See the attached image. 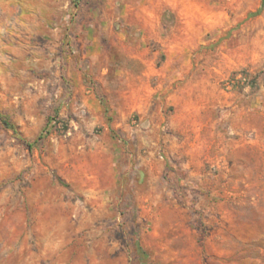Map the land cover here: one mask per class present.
Wrapping results in <instances>:
<instances>
[{"label":"clouds","instance_id":"9594fccd","mask_svg":"<svg viewBox=\"0 0 264 264\" xmlns=\"http://www.w3.org/2000/svg\"><path fill=\"white\" fill-rule=\"evenodd\" d=\"M0 264H264V0H0Z\"/></svg>","mask_w":264,"mask_h":264}]
</instances>
